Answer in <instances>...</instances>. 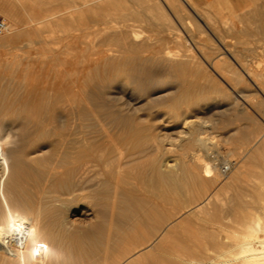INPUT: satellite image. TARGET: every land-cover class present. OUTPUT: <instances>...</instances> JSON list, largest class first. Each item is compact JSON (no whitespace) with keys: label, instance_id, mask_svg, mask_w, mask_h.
<instances>
[{"label":"rangeland","instance_id":"1","mask_svg":"<svg viewBox=\"0 0 264 264\" xmlns=\"http://www.w3.org/2000/svg\"><path fill=\"white\" fill-rule=\"evenodd\" d=\"M137 1H103L102 6L109 7L101 13L96 0H0L14 12L10 17L0 10L9 25L7 34L0 36V223H5L7 211H14L27 237L31 226L43 227L40 238L51 249L44 261L63 253L48 238L50 228L63 236L62 246L69 255L77 254L79 244L72 241L79 239L91 264L101 259L102 264H112L113 258L127 252L116 247L115 253L112 242L134 227L159 192L175 191L178 202L163 200L164 225L162 221V226L144 223L146 230L153 227L146 234L148 239L154 234L151 251L157 249L155 237L174 220L179 230L194 228L228 194L250 197L256 193L254 187L264 186V0H193L201 16L192 12L193 18L185 19L187 28L170 13L176 37L165 40L161 36L173 30L162 28L160 19H151L150 13L141 10L143 2ZM129 7L141 14L130 15ZM96 16H102V22ZM4 35L9 39H3ZM130 41L145 45L132 48ZM100 47L114 52L107 49L104 58L96 53ZM232 52L238 54L237 60ZM181 58L187 61L185 68L177 65ZM210 60L219 63L216 71ZM241 65L250 70V76ZM92 158L98 159L94 165L83 163ZM118 161L121 168L116 171L113 162ZM207 161L213 175L204 172ZM222 164L230 169L222 172ZM156 170L164 177L160 185ZM119 172L129 174L128 178L122 175L126 181L121 177L115 182ZM199 175L214 184L205 181L207 190L200 188ZM129 179L133 183L127 184ZM12 182L17 186L13 190L10 184L11 191ZM206 191L210 193L206 202L190 211ZM193 192L202 194L198 197ZM171 211L168 220L166 213ZM175 230H170V238L178 233ZM71 235L80 238L74 240ZM140 247L129 248V254L141 253ZM81 252L77 255L84 258ZM36 261L42 262L41 258Z\"/></svg>","mask_w":264,"mask_h":264},{"label":"bare ground","instance_id":"2","mask_svg":"<svg viewBox=\"0 0 264 264\" xmlns=\"http://www.w3.org/2000/svg\"><path fill=\"white\" fill-rule=\"evenodd\" d=\"M95 1V0H92V2ZM98 3H97V6H98V9L99 11L98 12H104L108 7L105 5V6H102L103 1H108L107 3L109 4H113L114 1L116 0H96ZM137 1V0H136ZM139 3L140 2H143L144 5H142L141 7V10H144L150 14H148L149 16L151 15L152 18L151 19H160V23H161V26L162 28H164L165 30H168V31H172L173 32L171 34H164L163 36H161L163 39L162 40H165L166 38L170 39V37H176L174 35H176V33L174 32V26H173V22H172V19H171V16H170V13H172L174 16H177V19H178V22L179 24H183L185 27L187 26L188 28V23L186 24L185 22V19H189L190 15L192 14V12H194L197 16H201L200 15V10L198 9V7L195 5V3L193 2V0H138ZM137 1V2H138ZM146 1V2H144ZM138 3V5H140ZM136 4V3H135ZM142 4V3H141ZM90 5V4H89ZM93 5V4H92ZM104 5V4H103ZM88 6V5H87ZM94 6V5H93ZM95 7V6H94ZM107 7V8H106ZM111 7V6H110ZM133 7V6H132ZM132 7H129L130 9H127L126 11L130 13H135L137 15L141 14V11L140 10H134V8L132 9ZM262 7V6H261ZM92 8V7H91ZM97 8V7H96ZM95 8V9H96ZM219 9V8H218ZM0 10L3 11L6 16H10V17H13L14 15V12L12 10V7L9 5V4H0ZM143 11V12H144ZM258 11V9L256 10ZM260 11V10H259ZM142 12V13H143ZM262 12V11H261ZM222 13V12H221ZM239 13V12H238ZM206 14V13H205ZM259 14V13H257ZM131 15V14H130ZM134 15V14H132ZM189 16V17H188ZM210 16V15H209ZM263 18H264V14H262ZM98 17V16H96ZM100 18H102V16H99ZM98 17V18H99ZM204 17V16H203ZM99 18V22H102ZM192 15H191V19H192ZM205 18V17H204ZM212 18V17H211ZM230 18V17H229ZM228 18V19H229ZM233 18V17H232ZM104 19V17H103ZM201 19V18H199ZM224 19V17H223ZM231 19V18H230ZM91 20V19H90ZM105 20V19H104ZM209 20V19H208ZM221 20V19H220ZM236 20V19H235ZM158 21V22H159ZM191 21V20H190ZM194 21V20H193ZM197 21V20H196ZM201 21V20H200ZM215 21V20H214ZM217 21V20H216ZM82 22V21H81ZM104 22V21H103ZM155 22V21H154ZM195 22V21H194ZM204 22V24L206 26H208V22L206 23L205 21H202ZM210 22V21H209ZM236 22V21H235ZM156 23V22H155ZM196 23V22H195ZM222 23V22H221ZM234 23V22H233ZM84 24V23H83ZM102 24V23H101ZM105 24V23H104ZM157 24V23H156ZM194 24V23H193ZM110 25V24H108ZM112 25V24H111ZM9 26V25H8ZM91 26V24H90ZM98 26V25H97ZM101 26V25H100ZM103 26V25H102ZM126 26V25H125ZM195 26V25H194ZM212 26V25H211ZM219 26V25H218ZM92 27V26H91ZM90 27V28H91ZM108 27V26H107ZM113 27V26H112ZM217 27V26H216ZM223 27V26H222ZM262 27L264 28V23H262ZM99 28V27H98ZM104 28V27H103ZM118 28V27H117ZM121 28V27H120ZM127 28V27H126ZM133 28V27H132ZM184 29V28H183ZM202 29V28H201ZM7 30V29H6ZM5 30V31H6ZM9 30V29H8ZM131 30V29H129ZM204 30V29H203ZM220 30V29H219ZM4 31V32H5ZM95 31V30H94ZM112 31V30H111ZM119 31V30H118ZM125 31V30H124ZM133 31V29L131 30ZM130 31V32H131ZM197 31V29H196ZM221 31V30H220ZM231 31V30H230ZM240 31V30H239ZM3 32V33H4ZM8 32V31H7ZM14 32V31H13ZM12 32V33H13ZM122 31H120L119 33L121 34ZM130 32H127L129 35ZM3 33H1L3 35ZM6 33V32H5ZM10 33V34H12ZM101 33V32H100ZM115 33V32H114ZM208 33V32H207ZM259 33V32H258ZM0 34V36H1ZM7 34V33H6ZM16 34V33H15ZM106 34V33H105ZM125 35V33H122V35ZM252 34V33H251ZM77 35V34H76ZM81 35V34H80ZM7 36L9 35H4L3 39H6ZM2 37V36H1ZM12 37V35H11ZM101 37V36H100ZM111 37V36H109ZM114 37V36H112ZM123 36H121L122 38ZM126 37V35L124 36ZM12 38H16V37H12ZM84 38V36H83ZM86 38V37H85ZM178 38V37H177ZM190 38V37H189ZM193 38V37H192ZM9 38H7L8 40ZM19 39V38H18ZM80 39V38H79ZM176 39V38H175ZM209 39V38H208ZM215 39V38H214ZM101 40V39H100ZM106 40V38H105ZM109 40V39H108ZM178 40V39H177ZM210 40V39H209ZM220 43H222V41L220 39H218ZM79 41V40H78ZM77 41V42H78ZM93 41V40H92ZM96 41V40H95ZM111 41V40H110ZM127 42V41H126ZM134 42V41H133ZM194 42V41H192ZM198 42V41H197ZM212 42V41H211ZM214 42V41H213ZM76 43V42H75ZM80 43V42H79ZM94 43V42H93ZM99 43V41H98ZM116 43V42H115ZM122 43V42H121ZM196 43V42H195ZM85 44V43H84ZM123 44V43H122ZM121 44V45H122ZM126 44V43H125ZM124 44V45H125ZM128 44V42H127ZM144 43H129L128 46L130 47H137L138 46L140 47L141 49V46H143ZM194 44V43H193ZM210 44H213L214 46V43H210ZM80 45V44H79ZM100 45V44H99ZM104 45V44H103ZM101 45V46H103ZM120 45V44H119ZM145 45V44H144ZM152 45V44H151ZM186 45V44H185ZM191 45V44H190ZM217 45V44H216ZM215 45V46H216ZM223 45V44H222ZM251 45V44H250ZM74 46V45H73ZM87 46V45H85ZM92 46V45H91ZM126 46V45H125ZM154 46V45H152ZM196 46V44H195ZM129 47V49H130ZM144 47V46H143ZM142 47V48H143ZM146 47V46H145ZM149 47V46H148ZM198 47V46H197ZM201 47L202 44H201ZM199 47V48H201ZM219 47H222V46H219ZM218 47V48H219ZM98 48V47H97ZM116 48V47H115ZM119 48V47H118ZM122 48V47H121ZM120 48V49H121ZM124 48V47H123ZM126 48V47H125ZM189 48V47H188ZM206 48V46H205ZM217 48V49H218ZM226 48V47H225ZM77 49V48H76ZM89 49V48H88ZM107 49L108 48H99L98 50H96V53H99L98 55H101V56H105L107 54ZM113 49V48H112ZM128 49V50H129ZM157 49V48H156ZM91 50V49H90ZM115 50V49H114ZM118 50V49H117ZM135 50V49H134ZM133 50V51H134ZM228 50V49H227ZM236 50V49H235ZM108 51H111V48L110 50L108 49ZM127 51V50H126ZM125 51V52H126ZM132 51V50H131ZM156 51H159V50H156ZM221 51V50H220ZM230 51V50H229ZM90 52V51H89ZM114 52V51H113ZM113 52L111 51V53L113 54ZM128 52V51H127ZM216 52V51H215ZM227 52V51H226ZM88 53V52H87ZM116 53V52H115ZM190 53V52H189ZM187 53V54H189ZM198 53V52H197ZM225 53V52H224ZM233 54L232 57L236 59V57H239L238 54L236 55V53L232 52ZM121 54V53H120ZM203 54V53H201ZM220 54L221 56L222 53H219L218 56L220 58ZM68 55V54H67ZM89 55V53H88ZM87 55V56H88ZM114 55H117V54H114ZM156 55V54H155ZM215 55V54H214ZM235 55V57H234ZM243 55V54H242ZM257 55V54H255ZM86 56V57H87ZM91 55H89L90 57ZM182 56V55H181ZM185 56V55H184ZM207 56V55H206ZM204 56V57H206ZM72 57V56H71ZM188 57V56H187ZM196 57V56H194ZM193 57V58H194ZM200 57V56H199ZM208 57V56H207ZM94 58V57H93ZM98 58V57H97ZM100 58V57H99ZM102 58V57H101ZM106 58V57H104ZM122 58V57H121ZM218 58V59H219ZM227 58V57H226ZM91 59V58H90ZM125 59V58H124ZM180 59V58H179ZM178 59V60H179ZM184 59V58H183ZM187 59V58H186ZM222 59V58H221ZM122 60V59H121ZM173 60V59H172ZM185 60V59H184ZM181 60L179 61V63L177 65H179L180 67H186L187 66V61H184ZM189 60V59H188ZM216 60V59H215ZM237 60V59H236ZM241 60V59H240ZM88 61V60H87ZM176 61V60H175ZM193 61V60H192ZM196 61V60H195ZM212 60H210L211 62ZM220 62V60H218ZM223 61V60H222ZM85 62V61H84ZM101 62V61H100ZM115 62V61H114ZM121 62V61H120ZM170 62V61H169ZM194 62V61H193ZM198 62V61H197ZM242 62V61H241ZM92 63V62H91ZM97 63V62H96ZM122 63V62H121ZM239 63V62H238ZM249 64V62H247ZM246 63V65H247ZM106 64V63H105ZM114 64V63H113ZM175 64V63H174ZM197 64V63H196ZM219 63L218 62H215L214 60L212 61V63H209V65L213 68V70H217L215 69V66L217 68V65ZM240 64V63H239ZM110 65V64H109ZM93 66V65H92ZM118 66V65H117ZM190 66H191V63H190ZM193 66V65H192ZM90 67V66H89ZM220 67V66H219ZM242 69L243 71L245 72V74L247 76H250L251 72L248 68L244 66H242ZM88 68V67H87ZM115 68V67H114ZM122 68V66H121ZM195 68V67H194ZM193 68V69H194ZM197 68V67H196ZM199 68H200V64H199ZM178 69V68H177ZM188 69V68H186ZM241 69V70H242ZM256 69V68H255ZM118 70V68H117ZM179 70V69H178ZM183 70V69H182ZM192 70V69H191ZM197 70V69H196ZM181 71V70H180ZM207 71V70H206ZM219 71V70H218ZM184 72V71H183ZM182 72V73H183ZM190 72V71H189ZM243 72V73H244ZM253 72V71H252ZM188 74V73H187ZM221 74V73H220ZM244 74V75H245ZM185 75V74H184ZM186 76V75H185ZM190 76V74L188 75ZM241 76V75H240ZM253 76V75H251ZM177 77V76H176ZM192 77V76H190ZM254 80V79H253ZM181 81V80H180ZM255 81V80H254ZM160 82V81H158ZM189 82H187L188 84ZM246 83V82H245ZM191 84V83H190ZM189 86V85H188ZM191 86V85H190ZM186 87V86H185ZM184 87V88H185ZM65 89V88H64ZM261 89V88H260ZM77 90V89H76ZM258 91V90H257ZM262 134V133H261ZM264 134V133H263ZM263 136V135H262ZM127 142V141H126ZM63 144V143H62ZM74 144V143H73ZM61 145V144H60ZM74 146V145H73ZM80 147V146H79ZM90 147V146H89ZM113 147V146H112ZM61 148V147H60ZM53 151V150H52ZM61 151V149H60ZM62 152V151H61ZM60 152V153H61ZM87 152V151H86ZM92 152V151H91ZM54 154V153H53ZM62 154V153H61ZM68 154V153H67ZM79 155V154H78ZM201 155V154H200ZM48 156V155H47ZM55 156V155H54ZM83 157L82 155H79V157ZM88 156H90L88 154ZM87 156V157H88ZM17 157V156H16ZM60 157V156H59ZM70 157V155H69ZM109 157V156H108ZM206 157V156H205ZM204 157V158H205ZM11 158V157H10ZM76 158V157H75ZM78 158V157H77ZM85 158V157H84ZM83 158V159H84ZM89 158V157H88ZM97 158V157H96ZM123 158V157H122ZM12 159V158H11ZM10 159V160H11ZM43 159V158H42ZM47 159V157H46ZM57 159V158H56ZM70 159H73V158H70ZM81 159V158H79ZM15 160V159H14ZM37 160V159H36ZM75 160V159H74ZM97 160L98 159H95V158H92L91 160L90 159H87V161L83 162L86 166H88L91 162L92 165L95 164V161L97 163ZM207 160V159H206ZM56 161V160H54ZM100 161V159H99ZM115 162V160H113ZM65 162V160H64ZM70 162V161H69ZM73 162V161H72ZM75 162V161H74ZM80 162V160H79ZM109 162V161H107ZM113 162V165H115V169L114 170H119V167L121 166L120 165V161L116 162L114 164ZM21 163V162H20ZM60 164V163H59ZM69 164V163H68ZM75 164V163H74ZM83 164V165H84ZM100 164V162H99ZM22 165V164H21ZM37 165V164H36ZM44 165V164H43ZM54 165V164H53ZM104 165V164H103ZM108 165V164H107ZM111 165V164H110ZM112 165V166H113ZM60 166V165H59ZM90 167V166H88ZM111 167V166H110ZM47 168V167H45ZM52 168V167H51ZM72 168V167H71ZM121 168V167H120ZM54 171H55V167H53ZM85 169V167H84ZM101 170V169H100ZM110 171H113L114 170H111L109 169ZM121 170V169H120ZM51 171V170H50ZM86 171V170H85ZM115 171V172H116ZM126 171V170H125ZM158 172V170H156ZM79 172V171H78ZM87 172V171H86ZM129 172V170H128ZM205 174H212L213 175V166L207 161L205 163ZM223 172V171H222ZM52 173V171H51ZM120 174V172H119ZM119 174L117 173V175L119 176ZM126 173H123L122 175H124ZM199 174V173H198ZM248 174V173H247ZM256 174V173H255ZM116 175V174H115ZM121 175V174H120ZM120 176L118 178L115 179V182L116 180L120 179L121 180V177L123 178L124 176H126L128 178L127 175H124V176ZM137 174H134V176H136ZM172 175V174H171ZM211 175V177H212ZM244 175V174H243ZM16 176V175H15ZM19 176H20V173H19ZM133 175L130 174V177L131 178ZM116 177V176H115ZM138 177V176H136ZM210 177V178H211ZM157 182L158 185H160V181L162 179H164V177L162 178L161 177V174L158 172V175H157ZM162 178V179H161ZM200 180H197V181H200L199 183L202 185L200 188H205V187H208L206 185V182L207 179L205 180H201V178H204L202 176H198L197 179ZM112 179V178H111ZM126 178H123L122 180L123 181H126L125 180ZM132 179V178H131ZM134 179V178H133ZM132 179V180H133ZM136 179V178H135ZM134 179V180H135ZM13 180V179H12ZM11 180V181H12ZM119 180V181H120ZM131 180V182L133 183V181ZM209 180V179H208ZM212 180V179H211ZM209 180L210 182H212V185L214 184L213 181ZM214 180V179H213ZM255 180V179H254ZM16 181V180H15ZM172 181V180H171ZM175 181V180H174ZM207 181V182H209ZM215 181V180H214ZM219 181V180H217ZM10 182V181H9ZM118 182V181H117ZM130 182V179H129V182H126L127 184L128 183H131ZM139 182V181H138ZM119 183V182H118ZM122 184H124L125 182H120ZM119 183V184H120ZM136 184V182H134ZM216 183V182H215ZM235 183V182H234ZM250 183V182H249ZM253 183V182H252ZM10 184L11 186L13 187V190H14V187H16L15 185H12V183H9V189L11 190L12 187L10 188ZM173 184V183H172ZM208 184V183H207ZM237 184V183H236ZM256 184V183H255ZM156 185V184H155ZM176 185V184H175ZM211 185V183L209 184V186ZM211 185V186H212ZM153 186V185H152ZM205 186V187H204ZM245 186V185H244ZM252 186V185H251ZM260 186V185H259ZM125 187V186H124ZM171 187V186H170ZM169 187V188H170ZM240 187V186H239ZM264 187L263 184L261 187H254L255 189H253V191L255 190V194L254 195H251L250 197H248L249 194L247 193H235V194H228V196L225 197V200L223 201V204L216 210H213L214 211H210V212H205L204 214V218L202 219L203 222H199V226H195L194 228H188L185 229V228H182L183 230H179V226H178V221H176V227L177 229L175 230L174 228H176L174 226L175 223L172 222V224H168L167 226H165L164 228L161 227L162 225H164L165 221H162V207L163 208H166L165 207V203L163 204V200L165 199L167 201V199H170L172 201L176 200L174 195L172 192H175V191H172L170 192L169 189L168 193H165V190L163 193L162 191L159 192V189L157 190L159 192V198L154 201V203L152 202V205L150 206H147L145 208V210L143 211V213H140L142 215H140L141 217L138 218L137 222H133L135 224L134 227H132L133 225H131L132 228H129L131 229L129 232L126 233V235L124 234V232H126V230H122L123 232H121L123 234V236L125 235L124 239H123V236L122 238L119 237V239H123L121 242L117 241L115 244V240H119L117 237L119 236L117 233V237L116 239H114V244L112 242V247L115 246V248L113 249H119L120 251H125L127 250V252H125L126 254H129V253H132L130 251H128V249L130 248V250H135L136 248H138L139 246H141L140 248H146L145 250L143 249H140L138 252V254L134 255V254H129L128 257L126 258L125 256V260L124 261H121V257L124 258V254L121 256L120 254V257H115L117 255H114L115 258H119L118 260L113 258L112 257L110 258L112 262V264H115V262H117L116 264H264ZM158 188V187H157ZM163 188V187H162ZM258 188V190H257ZM16 189V188H15ZM173 189V188H172ZM206 189V188H205ZM232 189V188H231ZM243 189V188H242ZM201 190V189H200ZM199 190V191H200ZM207 190V189H206ZM209 190V189H208ZM12 191V190H11ZM194 191V190H193ZM202 191V190H201ZM236 191V190H235ZM243 191V190H242ZM207 192V191H206ZM214 192V191H213ZM191 193V191H190ZM194 193V192H193ZM199 193V192H198ZM208 193V192H207ZM234 193V191H233ZM249 193V192H248ZM12 194V193H11ZM177 194V193H176ZM195 195L197 194V192L194 193ZM202 194V193H201ZM200 195H196V196H201ZM209 195L210 193L208 194H203L204 198L202 199V196L200 197L201 200L196 202L194 205H191L188 209H190V211L194 208H199L201 207V204L209 198ZM184 197V196H183ZM16 199V198H15ZM133 199V198H131ZM147 200V198H146ZM164 200V201H165ZM210 200V199H209ZM134 201V199H133ZM136 201V200H135ZM150 201V200H148ZM169 201V200H168ZM177 201V200H176ZM178 202V201H177ZM176 202V203H177ZM204 202V203H205ZM213 201H211L212 203ZM139 203V202H138ZM175 203V202H174ZM217 203V202H216ZM140 204V203H139ZM146 204H149V203H146ZM168 204V203H167ZM215 204V203H214ZM129 205V204H128ZM138 205V204H137ZM164 205V206H163ZM213 205V203H212ZM127 206V205H126ZM131 206V205H130ZM134 206V205H133ZM141 206V205H140ZM181 206V205H180ZM184 206V205H183ZM186 206V205H185ZM208 206V205H207ZM214 206V205H213ZM204 207V206H203ZM217 207V205H216ZM168 208V207H167ZM10 209V208H9ZM142 209V208H141ZM171 209V208H170ZM169 209V210H170ZM205 209V208H204ZM11 210V209H10ZM165 210V209H164ZM168 210V209H166ZM165 210V212H166ZM168 210V211H169ZM206 210V209H205ZM131 211V210H130ZM167 211V212H168ZM181 211V209H180ZM189 211V212H190ZM193 211V210H192ZM196 211V210H195ZM204 211V210H203ZM14 212V211H13ZM12 211H7L6 212V221L4 224L0 223V264H85L87 262H89L88 260V257L87 256V253L85 252L84 253V247L81 246L82 243H83V240L82 242H77L79 239L77 237H79V235H77L76 237L72 236V238L75 240V238H77L78 240H75L72 241L75 245L76 244H79L80 247H82L83 249V255L85 254V257L86 258V261H83V256L81 255H77L78 252L82 251L81 248H79V246H76L77 248V254L74 256H71L69 255V252L67 251V249L65 247L62 246V244L64 243V240L62 239V235L61 234H58V232L56 233V231H54V228L52 230V228H50V231L47 232V230L44 228V230H46V232L48 233L47 236L48 238L51 240V242H55L56 245H57V248H59V250H62L63 253H61L60 256H55V255H52L54 257L52 258H49L45 260V257L49 256L50 254V251L51 249L49 248L48 244H47V240H44L42 238H40V234H41V231L42 228L41 227H35V226H31L30 228V231L27 233L29 234V237H27V235H25V233L27 232L26 230V227L22 226V223L20 222H17L16 221V214L13 213ZM136 212L137 213V210L136 211H133L131 213H134ZM142 212V211H141ZM183 212V211H182ZM130 213V214H131ZM164 213V212H163ZM171 213L167 214L166 213V216L168 217V215H171ZM175 213H178V212H175ZM180 214V212H179ZM178 214V215H179ZM190 214V213H189ZM188 214V215H189ZM196 214V213H195ZM128 215V213H127ZM184 215V214H183ZM130 216V215H128ZM135 216V214H134ZM174 216H176L175 214L172 215L173 218H175ZM192 216V213L191 215ZM196 216V215H195ZM193 215V217H195ZM5 217V216H4ZM3 217V218H4ZM132 217V215H131ZM171 217V216H170ZM171 217V218H172ZM177 217V216H176ZM199 216H197L198 218ZM60 217H57V219H59ZM135 220H136V217H134ZM179 218L182 219V217L179 216ZM178 218V219H179ZM163 219H164V215H163ZM177 219V218H176ZM199 219V218H198ZM201 219V218H200ZM19 220V218H18ZM21 220V219H20ZM132 220V218H131ZM168 220L169 217H168ZM185 220V219H184ZM187 220V219H186ZM189 220V219H188ZM191 220V219H190ZM1 221V219H0ZM4 221V220H3ZM38 221V220H37ZM153 223L154 225L155 224H160L161 225V221L163 222V224L160 226L161 228H163V231L161 233H159L157 235L158 238L155 237V244L157 242V249L156 251H151L149 249V246L150 244L152 243L151 242V238L152 236L154 235H151L148 239L147 235L148 234L147 232H150V230H153V227H151L150 230H146L147 228H145L143 225L144 223L148 222L149 223ZM182 221V220H181ZM181 221H179L181 223ZM63 222V221H62ZM171 222V221H170ZM192 222V221H191ZM50 223V222H48ZM60 223V222H59ZM131 223V222H130ZM146 223V224H148ZM184 223V222H183ZM186 223V221H185ZM197 223V222H196ZM37 224V223H36ZM61 224V223H60ZM64 224V223H63ZM62 224V225H63ZM187 224H188V221H187ZM186 224V225H187ZM198 224V223H197ZM33 225V224H32ZM48 225V224H47ZM129 225V224H128ZM37 226V225H36ZM56 226V225H55ZM147 226V225H146ZM153 226V225H151ZM156 226V225H155ZM183 226V225H182ZM185 226V225H184ZM183 226V227H184ZM53 227V226H51ZM65 227H67L65 225ZM65 227H62V228H65ZM68 228V227H67ZM122 228V227H121ZM156 228V227H155ZM157 228H159V225L157 226ZM159 228V229H161ZM180 228H181V225H180ZM27 229H29L27 227ZM49 229V228H48ZM120 229V228H119ZM19 232V234H16L15 232ZM102 230V229H101ZM170 230H175L177 231L178 233L176 234V232H174V236L171 238L168 236L170 232ZM59 231V230H58ZM108 231V229H107ZM121 231V230H120ZM155 231V229H154ZM159 231V230H157ZM73 232V231H72ZM104 232V231H103ZM160 232V231H159ZM14 233L16 235H14ZM46 234V233H45ZM67 234V233H66ZM71 234V233H70ZM69 234V235H70ZM81 234V232H80ZM108 234V233H107ZM152 234V231L151 233ZM75 235V234H74ZM109 235V234H108ZM111 235V234H110ZM70 236V238H71ZM106 236V235H105ZM121 236V234H120ZM149 236V235H148ZM68 237V236H67ZM80 238V237H79ZM107 238H110V237H107ZM169 238V239H168ZM70 239H68L69 241ZM71 241V240H70ZM80 241V240H79ZM112 241V240H111ZM153 241V240H152ZM72 242L71 245H72ZM54 243V244H55ZM154 243V242H153ZM152 243V244H153ZM101 244V243H100ZM56 245H55V248H56ZM66 245V244H65ZM103 245V243H102ZM98 246V245H97ZM156 246V245H155ZM71 247V246H70ZM74 247V246H73ZM87 247V246H86ZM95 247V246H94ZM54 249V248H53ZM72 249V248H71ZM75 249V248H74ZM78 249L80 251H78ZM89 249V248H88ZM104 249V248H103ZM117 249L115 250V253H117ZM76 250V249H75ZM118 250V251H119ZM154 250V249H152ZM38 251V255L37 256L35 254V252ZM119 251V253H120ZM138 251V250H137ZM73 252V251H72ZM71 252V253H72ZM80 254V253H79ZM109 252H105V255H108ZM111 255V254H110ZM78 256V257H77ZM82 257V258H79ZM94 256V255H93ZM109 256V255H108ZM38 258H41L42 262H38L37 263V259ZM90 258V257H89ZM92 258V257H91ZM93 259V258H92ZM91 259V261H92ZM102 260V259H101ZM95 260L97 262V264H99L101 262H103V260ZM108 260V259H107ZM117 260V261H115ZM105 261V259H104ZM94 262V261H93ZM107 262V261H105ZM87 264H91V262L87 263ZM95 264V263H94Z\"/></svg>","mask_w":264,"mask_h":264},{"label":"built area","instance_id":"3","mask_svg":"<svg viewBox=\"0 0 264 264\" xmlns=\"http://www.w3.org/2000/svg\"><path fill=\"white\" fill-rule=\"evenodd\" d=\"M8 27V23L6 21V19L0 15V34L3 33ZM230 169V165L229 164H222L221 165V170L223 172H227Z\"/></svg>","mask_w":264,"mask_h":264},{"label":"crops","instance_id":"4","mask_svg":"<svg viewBox=\"0 0 264 264\" xmlns=\"http://www.w3.org/2000/svg\"><path fill=\"white\" fill-rule=\"evenodd\" d=\"M198 2H205V1H209V0H196Z\"/></svg>","mask_w":264,"mask_h":264}]
</instances>
